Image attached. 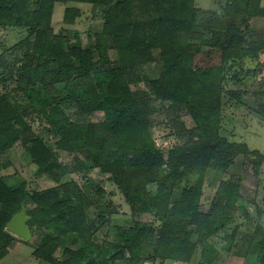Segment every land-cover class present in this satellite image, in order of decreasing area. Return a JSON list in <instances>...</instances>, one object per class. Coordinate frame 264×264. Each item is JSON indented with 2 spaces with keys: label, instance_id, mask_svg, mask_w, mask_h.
<instances>
[{
  "label": "trees",
  "instance_id": "16d2710c",
  "mask_svg": "<svg viewBox=\"0 0 264 264\" xmlns=\"http://www.w3.org/2000/svg\"><path fill=\"white\" fill-rule=\"evenodd\" d=\"M30 2L0 0V27L27 28V43L32 41L23 59L16 47L9 51L11 58L0 54V162L5 150L19 143L38 171L58 186L28 193L24 183L9 186L0 177V261L18 239L6 223L24 205L31 238L33 227L45 233L34 256L48 264H142L156 257L192 264L199 251L207 264H215L222 249L230 250L238 231L235 214L243 209L236 204L243 198L242 179L221 177L239 155L254 166L262 165L264 157L222 134L223 99L239 107L243 93L224 89L227 65L264 51V38L249 47L237 22L250 0H227L224 18L204 14L194 0H34V7ZM56 2L98 7L104 23L93 49L54 34ZM79 13L67 7L64 23L74 24ZM154 50L161 61L158 78L148 82V90L133 89L146 80L140 70L153 62ZM17 94L25 98L23 110L11 100ZM261 94L264 85L256 93ZM153 104H164L161 124L169 133L162 138L151 132ZM33 112L48 125L47 138L55 149L75 155V171L109 175L130 208L128 225L101 228L100 223L99 231L87 217L92 203L96 221H109L114 211L106 214L74 181L63 180L67 168L26 120ZM182 112L191 117V127L180 120ZM96 113L103 114L101 121L87 120ZM211 171L214 180H222L204 210L202 195ZM256 233L257 264H264V228L258 226ZM67 240L72 245L64 248L63 258L55 257Z\"/></svg>",
  "mask_w": 264,
  "mask_h": 264
},
{
  "label": "rangeland",
  "instance_id": "374dc122",
  "mask_svg": "<svg viewBox=\"0 0 264 264\" xmlns=\"http://www.w3.org/2000/svg\"><path fill=\"white\" fill-rule=\"evenodd\" d=\"M30 1L32 7H34V0ZM226 5L227 0H194V6L201 12L212 15L218 14L220 18H224L223 14ZM67 7L77 8L80 12L72 25H66L63 21ZM237 22L245 30L244 35L249 47H253L256 43L262 41L264 38V0H250L247 14L244 17L238 18ZM103 23L102 14L95 5L79 2H56L54 4L51 16V27L54 34L67 38L73 43L77 42L82 48H94L96 39L101 33ZM29 34V30L24 27H0V54L5 52V55L11 58L9 51L11 48L16 47V55H18L19 59H23L24 50L29 47V44H32L30 40L27 43ZM101 38L105 43H110L109 39L106 41L105 38L107 37L101 36ZM108 53L111 58L115 57L114 50H109ZM153 57V62L144 65L143 70H140L141 75H144L146 80L143 79L140 83L132 86L133 89L148 90V82L158 78L161 72V61L157 50L153 51ZM224 84L225 90L239 89L243 93L240 99L242 104L239 107H235V102L229 101L228 97L223 99L222 134L233 141L245 142L251 150H257L264 156V108H260V105L264 103V96L261 94L259 98L256 95L264 85V51L259 52L253 59L235 61L232 66L230 64L227 65L226 81ZM11 96L12 102L20 110H23L25 107L23 95L17 94ZM163 105H151L153 110L151 132L154 137L162 138L169 133V130L161 124V121L165 117L161 112V106ZM40 117L33 112L26 117V120L31 131L42 141H45L50 148L55 150L59 161L67 168V173L63 176V180L65 182L74 181L89 199H93L99 203L101 210H103V207L106 208V210L104 209L106 214L110 210L114 211L111 218L108 219L109 221H96L98 209L92 203L86 209L87 217L95 222L99 231L100 223H102L101 228H108L111 225H128L131 216L130 208L120 190L109 180V175L101 174L97 169L84 173L75 171L73 169L75 155L55 149L52 140L47 138L48 133L46 128L48 125L42 122ZM86 117H88L87 120L97 122L103 119V114L96 113ZM180 120L188 127L193 125L191 117L186 112L181 113ZM79 157L83 159L82 156ZM260 162L262 165L254 166V163L244 155H239L227 173L221 177L222 179H228L230 176H235L242 179L239 192L243 198H239L236 204L243 209L238 210L235 214L236 219L233 222V226L237 224L238 231L235 239L231 242L230 250L225 251L222 249L220 257H218L215 264H257V241L260 238L256 233V228L258 226L264 228V157ZM214 176L215 172L211 171L205 180L201 201L202 209L204 210L209 208L218 185L222 180H214ZM0 177L9 186L24 183L25 190L28 193L40 192L47 188L58 186L48 175L38 171L33 159L19 143L13 144L2 155ZM97 188L102 190L101 195L97 194ZM150 188H154V186H150ZM178 193L179 189H176L173 192V197L176 198ZM32 207V201H29L28 208ZM144 218L145 220H151L147 216ZM33 230V236L28 241L17 237L18 239L11 245L9 254L0 261V264H48L34 256L36 246L45 233L43 230L35 229V227H33ZM56 235L54 234V236ZM196 238L195 234L192 235V240L195 241ZM218 244H223V241H219ZM226 244L228 243L226 242ZM70 245L72 244L69 240L65 241V243L55 250L54 256L63 258L64 248ZM207 258L202 251H199L196 258L193 259L192 264H197L198 260H200L201 264H207ZM115 264L123 263L121 261ZM142 264L184 263L174 260H162L156 257L154 260H146Z\"/></svg>",
  "mask_w": 264,
  "mask_h": 264
},
{
  "label": "water",
  "instance_id": "95a60500",
  "mask_svg": "<svg viewBox=\"0 0 264 264\" xmlns=\"http://www.w3.org/2000/svg\"><path fill=\"white\" fill-rule=\"evenodd\" d=\"M28 219L29 217L26 214V208L22 205L20 210L13 214L10 220L6 223L5 229L18 238L26 241L30 240L31 233L27 226Z\"/></svg>",
  "mask_w": 264,
  "mask_h": 264
}]
</instances>
